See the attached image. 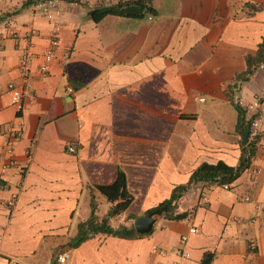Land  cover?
<instances>
[{
    "label": "crops",
    "instance_id": "obj_1",
    "mask_svg": "<svg viewBox=\"0 0 264 264\" xmlns=\"http://www.w3.org/2000/svg\"><path fill=\"white\" fill-rule=\"evenodd\" d=\"M41 1L0 0V264H56L64 253L60 264H264V67L232 92L245 119L260 121L251 165L229 190L198 182L177 203L185 219L161 216L141 237L98 234L71 246L91 196L98 218L109 210L91 187L119 171L133 201L110 219L114 229L155 209L201 163L238 164L242 135L215 137L203 107L206 97L234 106L227 87L264 37V0H152L143 19L92 17L103 0H61L45 78L51 24ZM9 83L23 89L21 110Z\"/></svg>",
    "mask_w": 264,
    "mask_h": 264
},
{
    "label": "trees",
    "instance_id": "obj_2",
    "mask_svg": "<svg viewBox=\"0 0 264 264\" xmlns=\"http://www.w3.org/2000/svg\"><path fill=\"white\" fill-rule=\"evenodd\" d=\"M253 11L258 8L252 7ZM95 14L105 16L108 14L116 15L121 18L143 19L147 16L154 15L152 0H122L117 3L104 4L102 7L92 10L90 15ZM245 70L234 76L233 82L227 87V97L232 102L233 89L239 87L243 82L255 73L259 66H264V37L259 43L255 55H246L244 58ZM233 103V102H232ZM237 113V131L242 134L249 129L250 121L245 119V111L234 105ZM258 137H252L248 133L247 142L240 144V156L236 166H229L222 161L215 164L201 163L189 176L185 184L173 187L168 199L160 203L155 209L165 206L166 210L162 216L168 220L179 221L187 217L188 213H175L178 201L181 197L196 183L202 182L208 185H231L243 174L251 165L252 159L256 151V143ZM104 196L110 204L109 210L102 217L96 215L97 204L94 197L90 199V215L78 224L77 235L72 239L71 246H78L83 241L98 235L113 236L121 239H133L142 235L135 232L133 224L130 227L112 228L109 224L111 218L123 214L133 201V196L127 189V181L125 175L119 171L116 179L109 185H96L91 187ZM154 210V209H152ZM150 210V211H152ZM208 262L204 259L203 264Z\"/></svg>",
    "mask_w": 264,
    "mask_h": 264
},
{
    "label": "built area",
    "instance_id": "obj_3",
    "mask_svg": "<svg viewBox=\"0 0 264 264\" xmlns=\"http://www.w3.org/2000/svg\"><path fill=\"white\" fill-rule=\"evenodd\" d=\"M122 0H103L104 4H112L117 3ZM61 0H43L35 5L36 10L49 21L51 24V36L49 41V47L43 54V61L38 67V72L41 75V77H46L50 71L51 66L53 65V59L55 56V51L59 44V32L62 28V18H61V9L59 7ZM79 0H72V5L76 6L78 4ZM21 70H23V76H27L29 72V64L26 61V59L21 60L20 62ZM264 66L261 65L259 68H263ZM7 93L10 96L11 103L17 108V110L22 109V96H23V89L20 86H16L12 83H9L7 85ZM73 90L68 87L66 93H72ZM202 101V99H200ZM232 102L234 105L240 107L242 105L241 99L236 95H232ZM260 119L250 121L249 124V132L251 133V136H256V129L257 125ZM19 136V133H16L13 139H16ZM5 151L7 154H10L12 151V141L11 139L6 142ZM67 151L69 153H74L75 148L73 146H69L67 148ZM4 168V167H3ZM224 190H229L231 188L230 185H223L221 186ZM191 233H194L195 230L191 229ZM181 241H185V238L182 237ZM179 255H182V252L177 251L176 252ZM69 258V255L67 253L64 254H58L55 256V263L60 264L64 260H67Z\"/></svg>",
    "mask_w": 264,
    "mask_h": 264
},
{
    "label": "rangeland",
    "instance_id": "obj_4",
    "mask_svg": "<svg viewBox=\"0 0 264 264\" xmlns=\"http://www.w3.org/2000/svg\"><path fill=\"white\" fill-rule=\"evenodd\" d=\"M209 97H206V105H204V110H209L204 117V125L210 133H213L215 137L220 138L225 132V137L227 138H237V118L238 113L234 106L230 103H223L220 101H215L212 103ZM99 202V213L105 212L106 202ZM87 203V202H86ZM85 203L81 202V209L84 207ZM88 205V204H87ZM121 220H119L120 222ZM156 227V226H155Z\"/></svg>",
    "mask_w": 264,
    "mask_h": 264
},
{
    "label": "water",
    "instance_id": "obj_5",
    "mask_svg": "<svg viewBox=\"0 0 264 264\" xmlns=\"http://www.w3.org/2000/svg\"><path fill=\"white\" fill-rule=\"evenodd\" d=\"M248 133H249V130L247 129L245 132L241 134L243 138V143L247 142ZM165 210H166V207L163 206V207L154 209L152 211H148L144 215L135 218L133 221V227H134L135 232L140 235H145V234L150 233L157 218L161 217L162 214L165 212Z\"/></svg>",
    "mask_w": 264,
    "mask_h": 264
}]
</instances>
